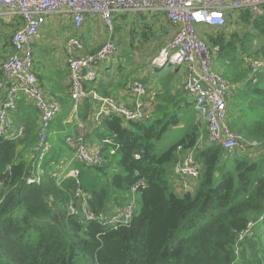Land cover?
I'll use <instances>...</instances> for the list:
<instances>
[{
    "label": "trees",
    "instance_id": "obj_1",
    "mask_svg": "<svg viewBox=\"0 0 264 264\" xmlns=\"http://www.w3.org/2000/svg\"><path fill=\"white\" fill-rule=\"evenodd\" d=\"M239 23L237 31H229L226 25L203 36L219 48L216 60L224 68L223 75L228 81L246 80L241 91L252 98L249 108L243 104L245 112L231 108L230 128L246 140L261 141L264 71L256 73L254 82L250 68L240 67L244 73L238 75V67L227 65L226 60L237 57L244 46L248 54V38L258 36L264 41V13L255 16L246 11ZM142 33L146 34L144 29ZM253 54L264 57V45ZM234 61L233 65L238 63ZM23 104L21 100L18 108ZM83 108L86 118L89 100ZM160 111L161 117L145 121L120 116L102 120L94 137L111 138L114 144H104L102 165L88 167L75 161L78 180L69 177L58 183L50 176L63 158L69 161L74 153L67 135L58 133L51 137L41 182L32 184L26 178L33 174L40 150L37 120L29 113L25 138L0 141V264H264V234L258 232L264 223L260 220L264 219V150L243 152L211 143L208 128L194 119L178 141L161 148L158 141L180 124L181 117ZM115 143L119 148L111 154ZM191 151L202 165L201 174L191 190L177 191L173 168L180 152ZM139 183L143 184L134 193L140 194L142 208L129 225L87 222L81 214L70 213L69 204L79 201L74 195L78 188L89 195L93 211L110 216L131 202ZM251 221L256 222L251 235L238 241Z\"/></svg>",
    "mask_w": 264,
    "mask_h": 264
},
{
    "label": "built area",
    "instance_id": "obj_2",
    "mask_svg": "<svg viewBox=\"0 0 264 264\" xmlns=\"http://www.w3.org/2000/svg\"><path fill=\"white\" fill-rule=\"evenodd\" d=\"M151 11L163 12L175 28L172 39L152 59V67H187L184 88L192 97L198 120L209 130L210 142L228 150H264V140H246L230 128L227 96L231 85L223 73L214 68L219 48L209 45L203 36L205 31H217L226 27L228 17L239 21L246 11L255 16L262 15L264 0H0V18L16 24L11 36L10 53L0 64V141L24 138L25 128L14 125L11 118L23 98L32 101L41 114L38 163L33 174L26 178L28 184L41 182L44 174L42 164L52 144V124L63 110L61 102L48 97L41 88L34 71V44L41 37V28L49 16L65 14L77 28H81L86 20H98L109 32L106 40L96 50L89 48L77 36L69 40V93L73 102V118L79 131L65 137L67 144L74 148L72 159L51 172L58 183H61L69 177L78 180L80 171L73 166L75 161L88 167L102 165L106 160L103 154L104 144H114L113 139L106 138L95 143L92 148L87 141L84 132L87 124L80 113L85 100H90L94 109L91 118L93 127L113 116H120L126 121H145L153 117V104L146 100L147 87L140 80H132L129 84L134 98L132 105L115 96L102 95L85 84L95 76L100 63L118 52L114 38L117 16L122 13ZM245 63L251 69L250 77L257 82L256 73L264 71V57L248 56ZM115 145L111 154L119 148V144ZM201 169L202 165L195 159L193 152L185 153L173 168L172 176L177 190H191ZM142 184H137L132 192H136ZM74 195L79 201L78 204H69L70 213L81 214L87 222L117 227L129 225L134 217L135 193L130 203L110 216L93 211L89 195L81 188L76 189ZM260 220L262 222L263 217ZM255 225L256 222H249L248 228L239 234L238 241L250 236ZM236 251H239V247Z\"/></svg>",
    "mask_w": 264,
    "mask_h": 264
},
{
    "label": "crops",
    "instance_id": "obj_3",
    "mask_svg": "<svg viewBox=\"0 0 264 264\" xmlns=\"http://www.w3.org/2000/svg\"><path fill=\"white\" fill-rule=\"evenodd\" d=\"M229 18L231 17H228V22ZM15 19L18 20V18ZM67 21L70 20H65L63 23L59 15L49 16L47 22L41 28V37L34 44V71L39 79V84L48 97L59 100L63 106L62 112L53 121V123H56L57 128L53 129L52 124L53 138L60 132L64 133V135H73L79 131L73 118V102L69 93L70 71L67 63V58L70 53L69 40L71 37L77 36L92 50L97 49L95 47H90L89 44V40L98 33V30L95 29L96 25L90 26L86 21L84 27L77 28L71 21ZM1 24L5 25V27L6 25L12 27L16 26V24L10 21L6 22L4 19L0 18V25ZM116 25L115 38L118 47L121 50H134L137 59L135 57L134 60H131L130 57L124 56V58H121L116 55L120 59L116 66L114 63L107 64L105 61L100 63L97 66L95 76L86 81L88 83L87 87L89 89H96L102 95L115 96L128 105H132L134 98L129 84L132 80L137 79L145 83L147 87L145 98L153 104V117L155 115L161 117V109L168 113L172 112L171 110H174V112L179 111L181 114L180 124L172 128L180 129L186 128V126L191 123L192 119L199 121L196 112L193 114L188 111V107L193 106V103L192 97L184 88L187 67L185 65L176 67L171 65L152 67L151 64L152 59L158 54L161 47L172 39L175 31V28L170 24L166 15L161 11L138 14L122 13L117 16ZM228 25V30L231 31L230 23L227 24V26ZM147 26L149 27L148 30H146ZM142 29L145 30L146 34L142 33ZM101 31H104V29H101ZM104 32L106 33V31ZM5 33L6 31L0 32V47L3 48V50H0V64L7 58L6 56L10 52L12 46L11 35L8 37ZM107 37L106 35L100 43L104 42ZM150 37H153L154 41L151 40L150 42ZM138 41H141L142 45L136 47ZM143 41L147 43L144 44ZM155 43H157L156 47H154ZM216 61L219 62L218 60ZM118 66L119 68H117ZM168 66L172 68L171 71L166 70ZM181 67H184V73H181ZM217 69L221 72L224 71V68L220 67V62ZM131 70H136L138 75L131 76ZM229 83L231 85L229 90L230 93H228V106L230 108V105L234 103L233 101L240 96L243 85L246 84V80L242 82H233L230 80ZM22 101L25 102V104L21 105L20 108L12 113L11 118L13 116L15 120L12 119V121L14 125H22L25 128V134L23 136L25 138L27 131L25 119L29 113L33 114L37 120L36 132L39 142L41 114L38 109L36 110V106L32 101L27 98H23ZM65 110H69V114H66V116L63 115ZM93 110L91 101L86 118L83 117V105L80 109L81 117L87 124L84 131L86 139L89 141L92 148L95 143L99 142V139L94 137L97 127H93L91 120ZM188 118H190V120ZM206 127L207 126L203 124V129ZM202 143H205L203 139ZM37 146L38 143L36 147ZM179 154L181 156V154L185 153L180 152ZM66 161L67 160L63 158L58 166L62 164L66 165Z\"/></svg>",
    "mask_w": 264,
    "mask_h": 264
},
{
    "label": "rangeland",
    "instance_id": "obj_4",
    "mask_svg": "<svg viewBox=\"0 0 264 264\" xmlns=\"http://www.w3.org/2000/svg\"><path fill=\"white\" fill-rule=\"evenodd\" d=\"M56 15H59L61 18H62V21H63V23L65 22V20H70L71 21V19L70 18H68L65 14H56ZM14 19V18H13ZM231 20V24L232 25H230L231 27H230V29H232V30H236L237 31V28L240 26V23H239V21H237V20H235V19H233V18H229V21ZM4 21H6V22H8V20H4ZM70 21H67V22H70ZM88 23H86V24H88V25H90V26H94V25H96V27H95V29L96 30H98V33H96V35H95V37H92L90 40H89V44H90V47H95V48H99L101 45H102V43H100L102 40H103V38H105V36L107 35H109V32L107 31V29L105 28V26H103L100 22H98V21H96V22H92V21H90V20H86ZM72 22V21H71ZM12 23H14V21L12 22ZM15 24V23H14ZM228 24H229V22H228ZM82 27H84V24H83V26ZM100 29V30H99ZM101 29H104V31H106V33L104 32V31H101ZM248 29V28H247ZM15 30V28L14 27H12V26H10V25H6V27H5V25H3V24H1L0 25V32H2V31H6V35L9 37L10 35L12 36V33H13V31ZM242 31L244 32V29H242ZM115 33H116V29L114 30V35H115ZM114 38H115V36H114ZM115 40H116V38H115ZM138 40H140V39H138ZM151 40H153V37H150L149 38V41L151 42ZM159 40V39H158ZM154 41V40H153ZM245 41V40H244ZM100 43V44H99ZM116 43H117V40H116ZM135 43H137V42H135ZM143 43L145 44V43H147V42H144L143 41ZM246 45L247 46H250V49L251 50H249L248 52H246V53H248V54H246L245 55V48L242 46V45H240V46H242L243 48H241L240 49V54L237 56V57H234V58H229V59H227L226 60V62H227V65H232V66H237L238 67V71H239V73H238V75H242L244 72H241V70H243V69H240V67H246V63H245V61H246V58L248 57V56H253L254 54V52L256 51V50H259L260 48H261V46L262 45H264V41L262 40V38H260V37H258V36H256V37H250V38H248L247 40H246ZM139 45H142L141 44V41H138V43H137V45H136V47H139ZM156 45H157V43H155V45H154V47H156ZM117 47H118V44H117ZM153 47V48H154ZM0 50H3V48L2 47H0ZM10 53V52H9ZM9 53H8V55H9ZM8 55L6 56V57H8ZM116 55H118L119 57H121V58H124V56H126V57H130L131 58V60H134L135 59V57H136V59H137V56H136V53H135V51L134 50H121L119 47H118V52L114 55V56H111L110 58H108V60H106L105 62L107 63V64H111V63H114V65L116 66L118 63H119V61H120V59L118 58V56H116ZM245 55V56H244ZM233 60H235L234 62H238V63H235V65H233L232 63V61ZM122 61H124V60H122ZM218 64H219V62H217V61H215L214 62V68H216L217 69V66H218ZM227 67V66H226ZM117 68H119V66L117 67ZM227 69H228V67H227ZM166 70L167 71H171L172 70V68L170 67V66H168L167 68H166ZM131 76H134V75H138V73H137V71L136 70H131ZM181 73H184V67H181ZM243 77V76H242ZM235 78H236V76H235ZM246 90V88L244 89V91ZM243 91H241V94H240V96L237 98V99H235L233 102V105L229 108V110H228V123L230 122V116H229V114L231 113V108H234V107H237V108H239V109H241V110H239V111H244V108L246 107V108H249L250 107V105H251V101H252V98L250 97V96H244V94L242 93ZM230 93V92H229ZM242 94H243V96H242ZM229 95V94H228ZM242 96V97H241ZM228 97V96H227ZM243 104H244V106L245 107H243ZM229 107V106H228ZM251 108H253V107H251ZM173 113H174V110H171ZM188 111L190 112V113H195V111H194V108H193V106H189L188 107ZM245 112V111H244ZM175 113H179V111H176ZM236 114H237V112H236ZM179 117H181V114L179 113ZM12 119L14 120V118H13V116H12ZM188 119H190V118H188ZM15 121V120H14ZM185 131H186V128H184V129H180V128H169L164 134H163V136H162V138L158 141V145H159V147H161V148H165V147H167L168 145H171L172 143H174V142H176V141H178L184 134H185ZM61 137H65V135H64V133H62L61 134ZM59 142V141H58ZM58 146V145H57ZM185 154H181V156L179 157V159L180 158H182L183 156H184ZM27 156V158H32L33 157V154H30V156L27 154L26 155ZM119 158V156H116V159H118ZM50 176L51 177H53V178H55L54 176H52V173H50ZM178 191V190H177ZM135 200H136V203H135V213H139L140 212V210H141V208H142V200H141V196H140V194L139 193H137L136 194V198H135ZM260 229V230H259ZM258 229V232H260L261 234H264V223L263 224H261L260 225V228Z\"/></svg>",
    "mask_w": 264,
    "mask_h": 264
}]
</instances>
